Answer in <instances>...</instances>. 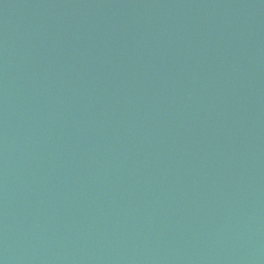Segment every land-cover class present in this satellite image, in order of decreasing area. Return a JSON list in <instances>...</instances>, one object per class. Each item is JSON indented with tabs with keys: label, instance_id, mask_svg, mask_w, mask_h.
I'll return each instance as SVG.
<instances>
[{
	"label": "water",
	"instance_id": "obj_1",
	"mask_svg": "<svg viewBox=\"0 0 264 264\" xmlns=\"http://www.w3.org/2000/svg\"><path fill=\"white\" fill-rule=\"evenodd\" d=\"M0 264H264V0H0Z\"/></svg>",
	"mask_w": 264,
	"mask_h": 264
}]
</instances>
